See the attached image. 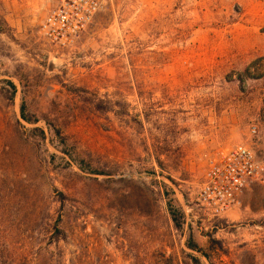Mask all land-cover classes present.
<instances>
[{
	"label": "rangeland",
	"instance_id": "374dc122",
	"mask_svg": "<svg viewBox=\"0 0 264 264\" xmlns=\"http://www.w3.org/2000/svg\"><path fill=\"white\" fill-rule=\"evenodd\" d=\"M54 2L0 0V264H264V181L195 202L217 151L264 161V7L105 0L55 47Z\"/></svg>",
	"mask_w": 264,
	"mask_h": 264
},
{
	"label": "built area",
	"instance_id": "2783aa9c",
	"mask_svg": "<svg viewBox=\"0 0 264 264\" xmlns=\"http://www.w3.org/2000/svg\"><path fill=\"white\" fill-rule=\"evenodd\" d=\"M264 7V0H257ZM105 0H55L37 25L43 41L66 47L90 23ZM251 133L255 128L251 127ZM264 181V161L242 144L219 150L207 159L195 202L206 215L218 216L238 203L240 193Z\"/></svg>",
	"mask_w": 264,
	"mask_h": 264
},
{
	"label": "crops",
	"instance_id": "0c3cea01",
	"mask_svg": "<svg viewBox=\"0 0 264 264\" xmlns=\"http://www.w3.org/2000/svg\"><path fill=\"white\" fill-rule=\"evenodd\" d=\"M256 20L259 21V22H262L264 23V16L263 17H256ZM261 27H247V31L249 33V36L253 39H256V40H262L264 39V29L263 30H260ZM252 51H254V53L256 55H262L264 56V44H255L253 46H251V49Z\"/></svg>",
	"mask_w": 264,
	"mask_h": 264
},
{
	"label": "trees",
	"instance_id": "16d2710c",
	"mask_svg": "<svg viewBox=\"0 0 264 264\" xmlns=\"http://www.w3.org/2000/svg\"><path fill=\"white\" fill-rule=\"evenodd\" d=\"M3 82H4V84H6V85L8 86V88H9L8 99L10 100V99L12 98V96H13L14 91H15V87H14V85H13L10 81H8V80L3 81ZM19 116H20V118H22L23 120L29 122V120L25 117V115H24V113H23V104L20 105V108H19ZM167 207H168V212H169V214H170L172 220L174 221V226L177 227L176 219H175V216L173 215V210H172V208H171V206H170L169 204L167 205ZM188 247H189L190 249L197 250L196 245H194L193 243H188Z\"/></svg>",
	"mask_w": 264,
	"mask_h": 264
}]
</instances>
